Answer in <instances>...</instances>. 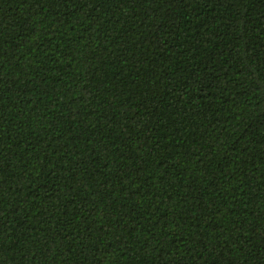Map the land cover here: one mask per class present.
Listing matches in <instances>:
<instances>
[{
  "label": "trees",
  "instance_id": "16d2710c",
  "mask_svg": "<svg viewBox=\"0 0 264 264\" xmlns=\"http://www.w3.org/2000/svg\"><path fill=\"white\" fill-rule=\"evenodd\" d=\"M0 264H264V0H0Z\"/></svg>",
  "mask_w": 264,
  "mask_h": 264
}]
</instances>
